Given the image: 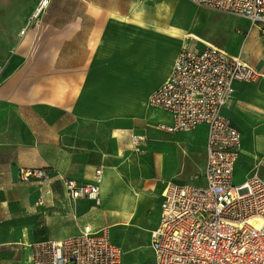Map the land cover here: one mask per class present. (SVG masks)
<instances>
[{"label":"crops","instance_id":"obj_1","mask_svg":"<svg viewBox=\"0 0 264 264\" xmlns=\"http://www.w3.org/2000/svg\"><path fill=\"white\" fill-rule=\"evenodd\" d=\"M39 1L31 11L28 25L22 28L24 32L21 29L13 43L9 39L7 54L0 56V264H32L31 246L46 234L65 238L69 233L75 234L84 224H90L94 229L105 226L111 233L110 226L95 227L90 221H85L80 227L59 228L57 225L49 228L53 219L59 217L50 216L56 212L54 209H67V205L72 203L73 208L65 215L81 220L85 213L77 206L84 207L80 202L92 201L87 198L70 200L55 178L46 185L37 180L23 182L20 170L42 167L52 175L59 173L81 182L93 176L98 167L85 153L100 152L104 155L110 147L98 144L88 149L67 144L68 126L78 121L81 113L95 118L89 108L80 104V99L91 78L93 58L109 25L125 17L131 20L138 2L147 5V0H50L40 16L32 19V12ZM240 31L243 35L231 29L230 37L237 42L236 49L223 53L231 58H240L262 71L263 75L253 82L233 83L234 96L223 109L242 135V151L235 163L233 176V182L234 177L241 178L237 184L256 172L264 177V27L247 20V25L240 27ZM250 35L252 40H246ZM205 45L211 46L197 42L189 48L200 49ZM173 63L174 60L168 77ZM153 110L157 112L159 128L160 118L167 117L166 121L169 118L162 110ZM159 130L158 139L172 143L171 146L163 144L167 148L161 152L160 161L164 163L169 148L176 147L182 152L188 153L189 149L203 155L198 164L201 175L197 177L198 183H202L207 126L198 125L190 132ZM168 180L171 179L162 182L158 205L149 210L153 218L149 232L157 223L162 190ZM111 185V174L103 171L99 183L100 205L92 202L93 208H100L102 194L111 190ZM127 190L129 187L120 196L125 207L131 203V191ZM39 199H42L41 203ZM111 237L114 240L112 233Z\"/></svg>","mask_w":264,"mask_h":264},{"label":"built area","instance_id":"obj_2","mask_svg":"<svg viewBox=\"0 0 264 264\" xmlns=\"http://www.w3.org/2000/svg\"><path fill=\"white\" fill-rule=\"evenodd\" d=\"M211 10L246 18L264 27V0H190ZM50 0H40L32 12L37 19ZM22 33L24 29L21 30ZM170 76L148 97V105L169 118L159 128L190 132L207 126L202 183L166 181L158 220L150 230L155 264H264V177L255 173L233 182L242 135L223 109L234 96L232 84L258 80L262 71L231 58L213 46L185 48L174 57ZM135 144L144 137L131 134ZM83 182L42 167L20 170L23 182L60 181L67 198H87L100 205L103 171L95 168ZM39 203L42 199L38 200ZM32 264H120L122 248L108 227L90 224L75 234L43 239L31 246Z\"/></svg>","mask_w":264,"mask_h":264},{"label":"rangeland","instance_id":"obj_3","mask_svg":"<svg viewBox=\"0 0 264 264\" xmlns=\"http://www.w3.org/2000/svg\"><path fill=\"white\" fill-rule=\"evenodd\" d=\"M36 2L0 0V56L7 54L9 39L15 42L20 30L28 25ZM133 14L131 20L125 17L112 22L100 41L90 68L91 78L80 99V104L89 108L95 118L81 113L79 120L68 126L66 138L67 144L83 148L98 144L110 147L104 155L85 154L104 173L111 174L113 188L102 194L100 208H93L90 201L80 202L84 207L77 206V209L85 213V219L65 215L73 208L72 203L67 209H54L56 212L52 211L50 216L59 217L53 219L49 228L80 227L85 221L95 227L108 225L122 248L121 264H155L154 252L149 246L153 220L149 210L158 205L160 187L166 179L199 182L198 164L203 155L189 149L188 153L182 152L176 147L169 148L164 163L160 161L161 152L167 148L163 144L171 146L172 143L158 139L159 120L157 112L147 103L148 96L168 77L177 51L198 42L222 48L226 54L233 52L237 42L231 40V29L243 35L240 27L247 25V20L231 18L226 12L200 7L190 0H147L146 6L138 2ZM252 38L250 35L246 40ZM166 120L167 117L160 118V121ZM132 132L142 135L144 140L135 144ZM240 179L234 177V182ZM128 187L131 203L125 207L120 196ZM50 238L59 239L46 234L38 240Z\"/></svg>","mask_w":264,"mask_h":264},{"label":"bare ground","instance_id":"obj_4","mask_svg":"<svg viewBox=\"0 0 264 264\" xmlns=\"http://www.w3.org/2000/svg\"><path fill=\"white\" fill-rule=\"evenodd\" d=\"M196 16H197V17H200V13H196Z\"/></svg>","mask_w":264,"mask_h":264}]
</instances>
